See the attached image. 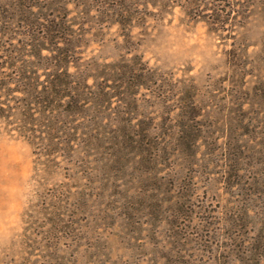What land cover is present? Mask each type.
<instances>
[{
    "label": "rangeland",
    "instance_id": "374dc122",
    "mask_svg": "<svg viewBox=\"0 0 264 264\" xmlns=\"http://www.w3.org/2000/svg\"><path fill=\"white\" fill-rule=\"evenodd\" d=\"M103 1L67 4L71 91L86 73L97 91L89 110L63 103L51 114L46 99L5 84V70L0 264H264V192L248 198L244 189H264V1ZM10 20L0 29V60L19 62L25 27ZM138 61L155 78L136 94L128 88L123 102L116 68L129 78ZM191 93L198 123L182 100ZM119 108L126 112L117 118ZM149 117L173 125L168 151L154 169L138 158L113 166L109 124L130 128ZM183 120L195 151L184 146ZM241 205L252 217L238 215Z\"/></svg>",
    "mask_w": 264,
    "mask_h": 264
},
{
    "label": "trees",
    "instance_id": "16d2710c",
    "mask_svg": "<svg viewBox=\"0 0 264 264\" xmlns=\"http://www.w3.org/2000/svg\"><path fill=\"white\" fill-rule=\"evenodd\" d=\"M68 2L69 0H0V13L9 14L10 19L19 20V22L23 21V26L25 27L23 35L27 40L24 43L27 51L24 53V59H20L23 62H18V58L15 61L12 59L11 62L6 59L0 60V86L5 78V70L12 68L10 69V75H7L11 79L4 81L5 84H14L15 88L13 91L19 94L35 95L36 97L34 98L37 99L36 103L38 104H42L46 99L49 102V106H51L48 109L51 114L57 110L53 107L55 104L63 103L74 106L75 113H84L94 104L93 98L97 93L96 90H93L94 86L88 82L89 77L86 73H81L76 79L77 85L74 88L76 96L71 91L73 87L70 83L72 73L69 71L71 62L69 50L72 49L73 31L71 27L73 24L69 18V14L72 11L67 7ZM103 2L106 4L108 0ZM61 4L62 7L59 6ZM6 7L11 8L8 9ZM10 19L0 20V29L5 28V23L13 22ZM34 59L41 60L42 64H39L38 61L35 63ZM27 62L32 65L30 70L25 68V65H27L25 63ZM139 64L141 67H132L130 72L134 71V74H131L132 76L129 78H126V69H123L121 65L116 68L119 81L115 87L119 90L118 96H120L122 101L128 88L132 87L133 93L136 94L138 89L150 86L149 80L155 78V74L148 65L141 61ZM127 71L129 70L127 69ZM157 86L162 88L164 85L162 81H159ZM174 86L178 87L179 85L174 82ZM183 99L187 107L191 109L188 111L190 113L188 119L190 122L198 123L196 117L200 113L194 101L193 93L186 95ZM6 107L10 108L9 104H6L4 98H0V114L6 110ZM27 107L28 112L33 115L38 112L34 102H31L30 105L27 104ZM122 108L114 111L117 118H120L126 112ZM181 126L184 133L188 135V130L185 127H191V123L186 126L183 120ZM109 128L110 135L108 140L110 145L108 148H110V158H112L111 164L113 166L125 169L129 159L138 158L136 162L142 167L154 169L157 156H160L161 153L164 155L168 151V139L165 138L172 135L173 125L161 127L158 123H155L153 117H149L148 120L141 121L139 125H131L130 128L127 127V123L117 119L109 124ZM188 137L190 139L183 141L184 146L190 152L195 151L197 140L189 135ZM244 189L247 191L246 195L248 198L259 196L260 192H264V189L249 186ZM251 210L250 207L243 208L241 205L240 209H237V213L240 215L239 212L242 211L246 218H250L252 217ZM251 231V229H247L246 232ZM260 231L261 229L255 236L257 242L261 238ZM244 253L246 254V249L240 246L234 254L235 257L239 256L238 259H242L244 258V255H242ZM259 260V257H257L256 264H260Z\"/></svg>",
    "mask_w": 264,
    "mask_h": 264
}]
</instances>
